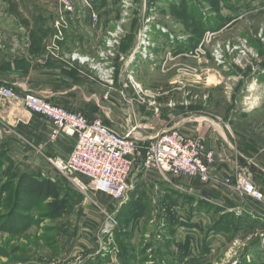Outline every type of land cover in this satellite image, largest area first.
I'll return each instance as SVG.
<instances>
[{"label": "rangeland", "instance_id": "374dc122", "mask_svg": "<svg viewBox=\"0 0 264 264\" xmlns=\"http://www.w3.org/2000/svg\"><path fill=\"white\" fill-rule=\"evenodd\" d=\"M73 4L64 13L59 0H0V83L61 54L88 57L89 84L108 99L121 89L146 118L164 124L187 109L224 125L229 142L212 131L238 151L224 173L245 170L264 193V0ZM133 80L156 95L141 98ZM53 150L0 116V264H264V198L210 196L195 179L170 182L137 163L114 200L81 189ZM26 178L52 179L67 206L29 195Z\"/></svg>", "mask_w": 264, "mask_h": 264}, {"label": "built area", "instance_id": "2783aa9c", "mask_svg": "<svg viewBox=\"0 0 264 264\" xmlns=\"http://www.w3.org/2000/svg\"><path fill=\"white\" fill-rule=\"evenodd\" d=\"M59 1L64 13L74 11L73 0ZM72 58L89 61L88 57L77 53ZM41 63L47 64V61ZM14 85L0 83V98L20 101L32 112L52 122L54 140L64 134L74 141L66 157L50 160L83 190L92 188L97 194L120 200L130 189L132 172L139 163L142 170L156 171L170 182L172 178L186 177L210 189L231 190L253 203L263 201L264 193L245 170L237 174L214 170L218 152L208 147L201 135L185 134L179 127L164 128L152 137L139 134L137 127L121 133L99 115L90 117L81 110L55 104L36 92H20ZM133 87L141 98L142 94L156 95L151 89L145 90L136 80H133ZM108 96L109 93L105 98Z\"/></svg>", "mask_w": 264, "mask_h": 264}, {"label": "crops", "instance_id": "0c3cea01", "mask_svg": "<svg viewBox=\"0 0 264 264\" xmlns=\"http://www.w3.org/2000/svg\"><path fill=\"white\" fill-rule=\"evenodd\" d=\"M92 70L93 68L88 63L83 64L78 59L74 60L70 54H61L59 57L50 59L45 65L32 64L29 70L17 68L16 72H10L2 82L15 84V88L20 92L27 90L36 92L55 104L72 110H81L90 117L99 115L106 124L121 133L127 132L132 127H137L138 133L144 137H152L164 128L176 127L188 135L211 132L206 138V144L218 152V162L214 170L224 173V167L232 165L235 161L238 151L233 153L227 145L224 147L215 135L216 132L211 128L214 125L223 140L227 142L229 136L224 125L211 120L206 122L204 117H190L187 109L170 116V119L164 124H161L155 115L148 119L143 114L144 112L139 113L138 108L140 107L137 104L132 106L126 102V98L120 97L121 89L113 92L114 97L105 99V90L96 89L93 82L91 84L88 82L87 77L89 74L91 76ZM129 91L125 89L126 95H130ZM142 108L147 109L143 106ZM0 116L14 124L28 138L38 140L47 149L52 147L56 156L66 157L73 148L74 141L71 138L61 134L54 140L52 122L40 114L32 112L19 102L2 101L0 98ZM230 147L234 148L232 145ZM187 181L189 184L195 183L188 178ZM205 193L210 196L216 195L208 188L205 189Z\"/></svg>", "mask_w": 264, "mask_h": 264}, {"label": "trees", "instance_id": "16d2710c", "mask_svg": "<svg viewBox=\"0 0 264 264\" xmlns=\"http://www.w3.org/2000/svg\"><path fill=\"white\" fill-rule=\"evenodd\" d=\"M23 182L29 195L51 199V205L56 212L67 206L66 200L60 199L59 191L52 179L26 178Z\"/></svg>", "mask_w": 264, "mask_h": 264}]
</instances>
